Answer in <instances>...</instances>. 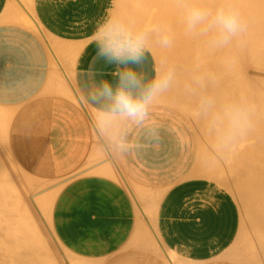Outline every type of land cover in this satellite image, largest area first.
<instances>
[{"label": "bare ground", "instance_id": "6f19581e", "mask_svg": "<svg viewBox=\"0 0 264 264\" xmlns=\"http://www.w3.org/2000/svg\"><path fill=\"white\" fill-rule=\"evenodd\" d=\"M205 2L215 6L219 0ZM232 3L247 29L230 49L208 57V67L219 77L221 95L243 94L255 105L253 127L237 151L205 163L200 157L199 128L182 110L186 101L179 94L155 111V119L161 123L159 146L166 149L163 156L191 161L185 178L210 184L199 183L190 200L201 204L202 215L210 214L218 226L224 225L209 233L208 248L200 256L186 257L176 249L184 245V238H178L177 244L161 228L158 215L163 194L136 185L130 177L133 172L119 163L123 159L124 165L139 174L143 169L138 163L156 156L154 146L139 139L135 142L145 146L124 156H108L100 154L94 144L79 167L83 154L79 143L61 139L59 127L80 118L76 110L82 106L76 93L102 77L110 79L108 72L82 70L77 59L85 56L83 47L71 42L77 37L71 31L58 37L60 26L55 32L39 18L35 0L2 1L0 60L11 67L0 66V99L9 102L0 105V264H264V0ZM95 4L97 22L113 9L142 25L172 24L176 43L167 55L182 69L191 67L198 55H206L201 41L183 35L175 0H95ZM152 55L159 58L161 52L154 49ZM222 57L233 62L231 69L224 67ZM88 58L85 64H95ZM145 71L151 73V64ZM66 110L68 116L62 117ZM52 111L58 117L54 127L50 126ZM187 139L194 143L170 152L169 140ZM176 181L181 189L184 175H178ZM99 187L115 193L120 202L112 201L108 191ZM228 195L236 205L234 234L222 210ZM175 198L170 204L178 207L181 198ZM92 203L125 210L123 232L117 235L114 231L112 245L105 251H101V223L80 225L75 214ZM199 218L202 227L210 225L207 218ZM181 228L184 226L176 225L175 234ZM227 229L233 238L226 245L218 232ZM96 251L106 255L89 258L84 254Z\"/></svg>", "mask_w": 264, "mask_h": 264}, {"label": "clouds", "instance_id": "9594fccd", "mask_svg": "<svg viewBox=\"0 0 264 264\" xmlns=\"http://www.w3.org/2000/svg\"><path fill=\"white\" fill-rule=\"evenodd\" d=\"M183 35L201 41L206 55L182 69L167 53L176 43L172 24L142 25L113 9L96 23L91 34L95 56L111 69L110 79L83 85L76 93L88 110L97 150L102 155L124 156L142 145L161 143V125L155 111L174 94L186 103L182 110L202 137L200 157L205 162L234 154L253 127L255 105L243 95L218 92L219 77L208 67V57L222 54L246 31L247 25L232 0L215 6L205 0H175ZM161 52L159 58L153 50ZM226 69L232 61L222 57ZM151 64V73L145 67Z\"/></svg>", "mask_w": 264, "mask_h": 264}, {"label": "crops", "instance_id": "0c3cea01", "mask_svg": "<svg viewBox=\"0 0 264 264\" xmlns=\"http://www.w3.org/2000/svg\"><path fill=\"white\" fill-rule=\"evenodd\" d=\"M2 1L3 0H0V12L5 8V6L2 5ZM35 7L37 8L39 18L50 28H53L55 32L59 29L58 25L60 26V31L57 34L55 33L58 37H66V35L69 34L67 33L68 31H71V35L77 37L76 39L71 40V42L83 47L82 53H85V56L80 55L77 59L82 70L95 69L103 70L108 73L111 71L110 68L104 66L101 61L96 59L95 46L90 39L93 29L97 23V5L95 4V0H35ZM86 57H90L88 59L90 61H94L95 64L92 66L85 64ZM0 66L8 68L11 67V64L0 60ZM101 73L102 72L98 74ZM108 77H110V75ZM65 101L70 106L73 104L69 99H66ZM3 102L9 103L8 101L0 99V105L4 106ZM76 111L78 112L77 115L80 118L76 120L75 123L74 120L67 121L62 124L59 129L61 135H63V138H61L62 141H67L73 145L79 143L80 149L83 150L81 161L78 164L80 167L86 162L92 146L96 144V139L92 130L89 115L85 112L86 110H84L83 107H78ZM68 113L69 111L66 110L61 115L62 117L65 115L68 116ZM56 114L57 113L54 111L49 112V117L51 118L50 126L54 127V125L58 123V117H56ZM156 120L161 125L160 121L158 119ZM53 123L55 124L53 125ZM169 136L170 134H168L167 137ZM169 143L170 152H178L182 150L181 148L185 144H193L194 141L187 139L186 141L183 140L181 142H177L175 140L173 143L169 140ZM141 145L145 146L143 144ZM165 150L166 149L161 148L159 145L154 146V153L156 156L145 157L140 161V163H138V165L143 169L139 174L130 170L129 166L124 165L126 163H122L123 159L120 158L119 163L121 166H125L127 171L129 170L133 172V176L128 173L129 171L127 173L136 185L145 189L157 190L163 194L158 215V219L162 225V230L164 231L167 229L170 237L177 240V244L178 238H184V245L176 247V249L178 248L177 251L180 254L186 257H197L201 255L204 249L208 248L209 233L217 232L216 230L218 228L224 229V225L221 224L218 226V223H215L210 214L202 215L201 204L194 203L190 200L192 199L193 194L197 192V185L199 183L207 184L209 182L199 178H185L187 177L189 167L192 164L191 161H189V159H184L182 156L165 157L163 156ZM178 175H184V182L182 183L183 185L181 184V189L178 188L177 184L179 182L176 181ZM99 188L103 191H108V189L103 187ZM108 196L112 199V201L120 202V198H118L115 193L108 191ZM176 196L181 198V203L178 207H175V203L170 204L171 199ZM226 200L227 202L223 204L222 210L224 214L225 212L227 213V227L230 225L229 227L234 234L235 229L232 222L235 220V216L237 214L236 205L229 195ZM83 207L84 208H80V211L75 212V214H78L80 219L79 223L80 225L89 221H98L101 223V231H103V245L101 247V251H105L112 245L111 238L114 231L117 232V235H121L123 232L124 227L122 226V223L125 222L124 220L126 219L124 207L96 203ZM199 216L207 218L210 225L205 224V226L202 227V224H198L201 219ZM178 224L184 226V228H181L180 233L175 234L176 225ZM189 226L192 228L188 229ZM227 230L228 231L218 232L221 233V237H224L226 240V245L232 237L228 236L230 230ZM218 235L220 237V234ZM101 251H96L97 253L88 252L84 254L89 258L105 256L106 254Z\"/></svg>", "mask_w": 264, "mask_h": 264}]
</instances>
